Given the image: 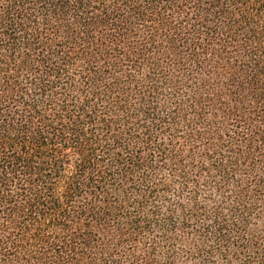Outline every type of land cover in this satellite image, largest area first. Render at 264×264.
Returning <instances> with one entry per match:
<instances>
[{"label":"trees","instance_id":"16d2710c","mask_svg":"<svg viewBox=\"0 0 264 264\" xmlns=\"http://www.w3.org/2000/svg\"><path fill=\"white\" fill-rule=\"evenodd\" d=\"M0 264H264V0H0Z\"/></svg>","mask_w":264,"mask_h":264}]
</instances>
